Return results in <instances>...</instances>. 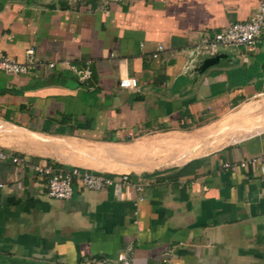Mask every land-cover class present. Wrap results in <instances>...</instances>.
<instances>
[{
    "label": "crops",
    "instance_id": "obj_1",
    "mask_svg": "<svg viewBox=\"0 0 264 264\" xmlns=\"http://www.w3.org/2000/svg\"><path fill=\"white\" fill-rule=\"evenodd\" d=\"M260 1L0 0V51L39 60L0 72V264H80L128 246L137 264H264V41L193 50ZM35 163L141 189L53 199Z\"/></svg>",
    "mask_w": 264,
    "mask_h": 264
},
{
    "label": "built area",
    "instance_id": "obj_2",
    "mask_svg": "<svg viewBox=\"0 0 264 264\" xmlns=\"http://www.w3.org/2000/svg\"><path fill=\"white\" fill-rule=\"evenodd\" d=\"M264 41V1H260L255 12L244 21L234 22L213 33L210 37L203 39L193 48L196 55H212L222 47H244L253 50L256 44ZM163 49L162 45H157L153 57ZM39 63L33 48L25 51V61L14 60L0 51V72L8 75L27 74L33 66ZM53 67L54 63L47 64ZM119 86L125 88H135L137 80L134 77H123L119 79ZM0 157L5 158V153L1 152ZM13 162H20V159L13 156ZM224 167H228L225 164ZM31 168L42 180H44L46 194L53 199H70L77 189H87L100 191L107 189L113 184L121 187L141 189V185L133 182L128 175L109 176L104 173L91 172L78 167L57 166L52 163H35ZM131 246H128L116 258H95L82 261L80 264H137L131 259ZM146 264H170L168 258H163L159 262Z\"/></svg>",
    "mask_w": 264,
    "mask_h": 264
},
{
    "label": "rangeland",
    "instance_id": "obj_3",
    "mask_svg": "<svg viewBox=\"0 0 264 264\" xmlns=\"http://www.w3.org/2000/svg\"><path fill=\"white\" fill-rule=\"evenodd\" d=\"M32 1H38V0H32ZM52 1V0H51ZM55 1H64V0H55ZM66 1H70V2H77V3H80V2H85L87 0H66ZM4 262V261H3ZM5 263V262H4ZM4 263H1V264H4ZM6 264V263H5Z\"/></svg>",
    "mask_w": 264,
    "mask_h": 264
},
{
    "label": "water",
    "instance_id": "obj_4",
    "mask_svg": "<svg viewBox=\"0 0 264 264\" xmlns=\"http://www.w3.org/2000/svg\"><path fill=\"white\" fill-rule=\"evenodd\" d=\"M215 61V59H211L209 62H214Z\"/></svg>",
    "mask_w": 264,
    "mask_h": 264
}]
</instances>
